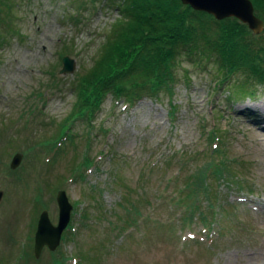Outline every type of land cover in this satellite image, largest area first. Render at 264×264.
I'll return each instance as SVG.
<instances>
[{"label": "rangeland", "instance_id": "rangeland-1", "mask_svg": "<svg viewBox=\"0 0 264 264\" xmlns=\"http://www.w3.org/2000/svg\"><path fill=\"white\" fill-rule=\"evenodd\" d=\"M11 3L18 34H7L0 47V264H53L59 255L67 264H264V87H255L253 98L234 95L245 77L220 85L224 77L212 56L182 64L170 97L132 106L108 97L89 126L74 119L72 87L119 18L115 6L104 0ZM254 36L264 38V27ZM63 57L74 62L72 74H60ZM65 126L72 140H62L47 162ZM211 132L219 141L209 142ZM214 145L238 182H220V207L212 212L203 203V215L190 224L172 201L185 177L212 159ZM16 154L23 159L12 174ZM84 163L96 166L74 176ZM60 191L73 207L72 229L55 252L44 248L36 259V224L46 210L57 226Z\"/></svg>", "mask_w": 264, "mask_h": 264}, {"label": "trees", "instance_id": "trees-1", "mask_svg": "<svg viewBox=\"0 0 264 264\" xmlns=\"http://www.w3.org/2000/svg\"><path fill=\"white\" fill-rule=\"evenodd\" d=\"M104 1L115 6L119 18L111 25L91 69L78 76L73 84L77 97L74 119L91 126L108 97L129 106L143 99L159 101L161 96H169L177 85L182 64L194 66L199 59L207 60L212 56L219 65V74L224 77L220 85L227 84L236 75L245 77L243 84L234 86L237 90L234 95L253 98L254 88L264 87V38L254 36L237 20L217 22L204 13L183 6L178 0ZM250 1L255 17L264 23V0ZM14 8L11 0H0V47L6 43L7 34H18L13 28L15 22L11 14ZM170 107L169 115L173 118L176 110L173 105ZM69 127L63 128L53 149L57 148L61 139L72 140ZM208 139L210 143L219 141L213 132L209 133ZM210 155L217 160L211 159L185 177V185L176 191L177 198L172 201L173 206L184 210V219L190 224L203 215V203L212 212L220 207L216 189L220 182H238L237 174L225 160L222 148L214 145ZM203 156L199 154V158ZM164 161L167 167L172 162L168 157ZM84 166H88L87 170L93 164L79 165L77 170L74 168L76 173L73 175L78 176ZM235 184L237 189L242 188L241 183ZM35 201L39 203L40 197L37 196ZM214 216L213 222L218 224ZM200 221L210 231L211 224L206 217L203 216ZM31 228L35 229V221ZM65 235L62 241L67 240ZM25 257L27 261V252L22 259ZM78 258L86 260L82 254ZM69 260L59 255L53 258V264H67Z\"/></svg>", "mask_w": 264, "mask_h": 264}, {"label": "water", "instance_id": "water-1", "mask_svg": "<svg viewBox=\"0 0 264 264\" xmlns=\"http://www.w3.org/2000/svg\"><path fill=\"white\" fill-rule=\"evenodd\" d=\"M183 6L189 7L192 11L204 13L211 16L215 21L221 22L227 19H236L246 25L254 34L259 35L264 24L254 15V8L250 0H178ZM74 62L68 57L62 60L61 75L72 74ZM22 156L16 155L10 168L15 170L21 163ZM2 193H0V200ZM59 209L57 226L50 222L48 213L42 212L39 217L37 230L34 237V257L39 258L42 250L47 248L54 252L60 245L63 232L69 225L73 207L70 205L65 192L60 191L56 197Z\"/></svg>", "mask_w": 264, "mask_h": 264}]
</instances>
